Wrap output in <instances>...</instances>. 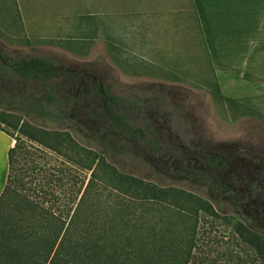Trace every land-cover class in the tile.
Wrapping results in <instances>:
<instances>
[{
    "label": "rangeland",
    "instance_id": "obj_1",
    "mask_svg": "<svg viewBox=\"0 0 264 264\" xmlns=\"http://www.w3.org/2000/svg\"><path fill=\"white\" fill-rule=\"evenodd\" d=\"M97 3L92 16L78 14L79 8L68 16V20L74 18L75 29H68L65 37L29 39L15 0H0V50L9 57L50 56L58 66L79 71L83 80L72 91L86 94L95 103L99 88L104 87L113 94L149 100L150 106L162 108L165 101L166 129L161 128L162 116L156 109L147 112L144 107L141 117L158 128L155 131L169 151L154 152L143 141L123 138L112 145L114 150L105 154L106 159L128 175L185 189L212 204L221 217L200 221L196 247L207 264H226L231 250L230 264H236V259L243 264L256 261L253 250L236 239L223 216L264 229V93L230 97L235 101L218 95L190 0ZM32 10L42 14L48 8L37 0ZM82 25L92 29H81ZM115 38L119 67L110 53ZM0 111L7 110L1 105ZM10 113L47 130L67 131L80 145L98 149L93 134L100 132L103 116L94 109L87 114L78 108L70 113L56 108L55 117ZM0 129L12 141L13 198L39 199L35 184L40 182L48 191L44 204L55 201L53 208L64 210L68 188L75 191L83 174L74 161L77 157L71 154L69 159L5 123H0ZM176 142L184 145L187 162L178 154ZM215 153L227 156L228 165L218 157L221 166L211 168L206 158Z\"/></svg>",
    "mask_w": 264,
    "mask_h": 264
},
{
    "label": "trees",
    "instance_id": "obj_2",
    "mask_svg": "<svg viewBox=\"0 0 264 264\" xmlns=\"http://www.w3.org/2000/svg\"><path fill=\"white\" fill-rule=\"evenodd\" d=\"M117 41L113 39L110 53L119 67ZM62 79L70 80L65 90ZM82 80V73L58 66L53 57H9L0 50V106L7 110L0 111V123L69 159L74 154L83 173L75 191L68 188L64 210H55V201L44 204L48 191L40 182L35 184L41 193L37 194L39 199L25 195L15 200L9 172L13 148H9L8 175L0 195V264H207L196 247L200 221L221 217L212 204L185 189L128 175L105 156L123 138L143 141L154 152L169 151L155 131L158 128L141 117L144 107L147 112L156 109L162 116L161 128L166 129V102L162 108L150 106L149 100L113 94L104 87L99 88L95 103L86 94L72 91ZM215 89L222 99L235 101L221 94L216 81ZM56 108L67 113L75 108L87 114L93 109L101 113L100 132L93 134L98 149L80 145L67 131L47 130L10 113L55 117ZM169 109L175 111L174 106ZM176 144L178 154L187 162L184 145ZM218 157L225 158L224 166L228 165L227 156L216 153L206 158L207 164L211 168L221 166ZM223 219L236 239L253 250L256 261L251 264H264V229L240 219ZM232 253L227 251L226 264H230ZM233 263L243 264L239 259Z\"/></svg>",
    "mask_w": 264,
    "mask_h": 264
},
{
    "label": "crops",
    "instance_id": "obj_3",
    "mask_svg": "<svg viewBox=\"0 0 264 264\" xmlns=\"http://www.w3.org/2000/svg\"><path fill=\"white\" fill-rule=\"evenodd\" d=\"M36 1L15 0L29 39L63 38L68 29H75L74 18L68 20V16H74L76 8L78 14L92 16V8L98 5L97 0H39L48 10L37 14L32 10ZM192 2L221 94L230 98L264 93V0ZM11 145V138L0 129V195L7 180Z\"/></svg>",
    "mask_w": 264,
    "mask_h": 264
},
{
    "label": "flooded vegetation",
    "instance_id": "obj_4",
    "mask_svg": "<svg viewBox=\"0 0 264 264\" xmlns=\"http://www.w3.org/2000/svg\"><path fill=\"white\" fill-rule=\"evenodd\" d=\"M69 82H70V80L67 81V80H65V79H62V81H61L62 85H63V84H66V86L69 84ZM81 82H82V81H81ZM81 82L77 83V86L80 85ZM73 85H76L75 82L73 83ZM78 107L80 108V105H79ZM79 110H80V109H79Z\"/></svg>",
    "mask_w": 264,
    "mask_h": 264
}]
</instances>
